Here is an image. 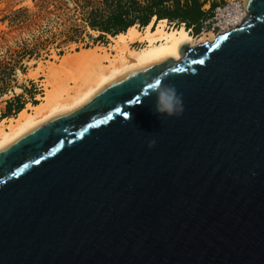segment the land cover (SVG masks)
Masks as SVG:
<instances>
[{"label":"water","instance_id":"obj_1","mask_svg":"<svg viewBox=\"0 0 264 264\" xmlns=\"http://www.w3.org/2000/svg\"><path fill=\"white\" fill-rule=\"evenodd\" d=\"M243 9L0 150V264H264V0Z\"/></svg>","mask_w":264,"mask_h":264},{"label":"rangeland","instance_id":"obj_2","mask_svg":"<svg viewBox=\"0 0 264 264\" xmlns=\"http://www.w3.org/2000/svg\"><path fill=\"white\" fill-rule=\"evenodd\" d=\"M101 1L0 0V121L15 117L16 106L21 102L24 108L39 102L37 97L44 92L45 78L40 74L34 79L32 75L40 64L58 63L56 59L74 53V50L110 44L112 35L101 36L103 34L92 30L88 24L91 9L99 7ZM201 1L206 3L205 11L210 10L213 3L216 7L241 3L239 0ZM179 27L177 23L167 21V29ZM190 34L195 39L203 36L193 31ZM139 47L138 44L131 45V48ZM17 88L21 92H16ZM8 104L10 113H7Z\"/></svg>","mask_w":264,"mask_h":264},{"label":"bare ground","instance_id":"obj_3","mask_svg":"<svg viewBox=\"0 0 264 264\" xmlns=\"http://www.w3.org/2000/svg\"><path fill=\"white\" fill-rule=\"evenodd\" d=\"M239 1L244 4L245 0ZM233 10L235 27L247 15L240 3L234 4ZM110 39L108 46L73 49L74 53L56 59L58 63L39 65L32 76L37 79L41 74L45 78L44 92L37 97V104H27L15 117L0 121V150L42 121L88 102L138 62L164 51L175 52L184 41H190V47L213 42L215 35L208 33L195 39L184 25L167 29V21L153 18L142 31L133 26ZM133 44L140 47L131 48Z\"/></svg>","mask_w":264,"mask_h":264},{"label":"trees","instance_id":"obj_4","mask_svg":"<svg viewBox=\"0 0 264 264\" xmlns=\"http://www.w3.org/2000/svg\"><path fill=\"white\" fill-rule=\"evenodd\" d=\"M206 5L201 0H102L99 7L91 9L88 24L92 30L99 31L101 36H116L128 28L140 26L145 28L153 18L156 21L167 20L170 23L184 25L187 30L199 34L202 21L212 15L216 4L205 11ZM24 104L16 106L17 114ZM11 106L8 104L7 113Z\"/></svg>","mask_w":264,"mask_h":264},{"label":"clouds","instance_id":"obj_5","mask_svg":"<svg viewBox=\"0 0 264 264\" xmlns=\"http://www.w3.org/2000/svg\"><path fill=\"white\" fill-rule=\"evenodd\" d=\"M153 108L158 117L178 116L183 111L182 98L173 86H163L155 91ZM154 144L155 141H149L148 147Z\"/></svg>","mask_w":264,"mask_h":264},{"label":"built area","instance_id":"obj_6","mask_svg":"<svg viewBox=\"0 0 264 264\" xmlns=\"http://www.w3.org/2000/svg\"><path fill=\"white\" fill-rule=\"evenodd\" d=\"M239 3L240 2H238L237 4ZM234 4L236 3L232 2L230 5H227L226 7H222V6L216 7L212 11V15L205 21H202L200 33L203 35L212 33L216 37L217 35L227 33L229 30L234 29L236 26H238L236 25L234 27L235 22L232 21V17L234 15V10H233ZM240 4L243 6L242 2ZM189 31L191 32V30Z\"/></svg>","mask_w":264,"mask_h":264},{"label":"crops","instance_id":"obj_7","mask_svg":"<svg viewBox=\"0 0 264 264\" xmlns=\"http://www.w3.org/2000/svg\"><path fill=\"white\" fill-rule=\"evenodd\" d=\"M20 104H24L23 102H21Z\"/></svg>","mask_w":264,"mask_h":264}]
</instances>
